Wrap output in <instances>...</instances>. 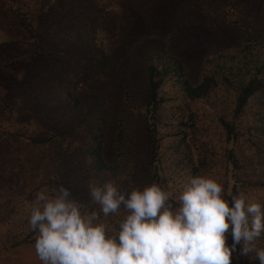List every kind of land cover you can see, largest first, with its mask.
I'll list each match as a JSON object with an SVG mask.
<instances>
[{
    "label": "trees",
    "instance_id": "obj_1",
    "mask_svg": "<svg viewBox=\"0 0 264 264\" xmlns=\"http://www.w3.org/2000/svg\"><path fill=\"white\" fill-rule=\"evenodd\" d=\"M34 8L30 17L14 16L11 23L17 37L9 35L15 41L7 45L21 44L23 51L12 61L17 74L8 66L1 72L13 78L2 88L25 125L10 131L11 111L0 121V157L13 163L10 146L54 149L53 167L63 188L51 197H57L62 211L87 200L86 180L112 168L109 150L136 144L131 160L143 168L124 183L143 191L144 203L138 208V240L123 251L119 264H145L157 229L178 208L163 148L167 138L177 136L166 132L176 128L175 122L185 126L190 105H199L220 151L218 172L209 180L214 193L208 197L220 235L208 264H264V199L258 202L256 194V202L249 194L264 192V0H36ZM115 15L125 23L118 35L111 27ZM188 26L216 29L220 37L218 47L196 66L185 62ZM129 97L136 114L119 124L122 115L110 117L107 102L126 103ZM62 111L78 112L77 125L60 119ZM174 149L179 163L187 156L193 164L184 138ZM53 182L59 188V178ZM19 184L21 199L12 204L4 247L65 240L70 231L63 235L59 214L47 209L52 189ZM109 202L94 199L91 207L103 216ZM110 220L101 224L110 226ZM42 231L48 239L33 237ZM90 238L101 237L93 233ZM130 239L121 242L130 245ZM102 240L108 246L102 258L108 262L112 239ZM88 250L84 243L68 264Z\"/></svg>",
    "mask_w": 264,
    "mask_h": 264
},
{
    "label": "rangeland",
    "instance_id": "obj_2",
    "mask_svg": "<svg viewBox=\"0 0 264 264\" xmlns=\"http://www.w3.org/2000/svg\"><path fill=\"white\" fill-rule=\"evenodd\" d=\"M35 5L36 0H0V121L11 111L13 117L7 125L10 131L25 123L16 118L14 108L16 105H11L9 93L5 94L2 88L13 78L9 75H1V72H6L5 69L8 66L10 69L14 68L17 74V64L12 61L20 57V51H23V48L21 44L13 48L7 45L8 41L9 43L15 41L9 35L17 37L14 31L15 26H11L12 19L14 16L18 19L30 17L34 13ZM124 24L122 17L113 16L111 19L112 32L118 35ZM183 34L189 35V37L185 36V62L192 66L198 65L204 55L220 44L216 29L207 27L197 29L188 26ZM99 80L103 81V78ZM9 89L11 92L14 91V88ZM123 102V100L107 102L110 117L122 115V121L119 124L136 114L131 97L128 102ZM189 108L191 118L187 124L179 128L178 122H175L176 128L166 134H175L174 136L177 137L167 138L163 144L164 150L168 149L164 157L167 164L164 166L166 175L168 179V175H172V180L169 179V187L172 189L170 194L178 202V208L163 226L157 229L147 248L145 264H208L219 239L220 231L213 220L216 209L213 201L208 198L210 191L214 193L209 180L210 177L214 178V174L218 172V165L215 164L218 163L220 155L219 141L213 133L214 130L208 128V120L205 119L208 116L198 109L199 105H190ZM71 112L62 111L59 114L60 119L64 118L72 126H76L81 117L78 112L73 114ZM179 138H184L190 145L193 164L187 163V156L183 157L180 163L178 162L179 156H176L174 146ZM210 140L215 144L214 149ZM9 149L12 152L13 163H10L4 156L0 157V264H68L72 253L80 250L84 243L88 244L89 250L77 256L74 264H119L123 251H129L138 240L139 222L137 219L140 218L138 208L144 203L143 191H137V186L129 182L124 183L126 179L133 176V173L137 172L138 168H143V163L137 166L135 161H132L130 152L136 151V144H131L126 148L122 147L119 150L112 149L111 152L109 150L111 160H113L112 168L106 172H100L97 178L94 177L96 175H92L86 180L85 195L88 197L84 201L86 203L81 202L77 205L79 208L72 205L62 211L59 209L58 201L55 200L57 197L54 199L51 197V193L60 196V189L63 188L62 178L58 176L53 167V164H56L54 149L42 147L31 151L14 146H10ZM24 161H28V164ZM185 163L191 166H185ZM175 164L177 168L173 169ZM56 177L59 178V188H56L53 182ZM20 181L24 185L32 184L34 188L38 186L42 189L48 187L52 189L47 191V195H49L48 200L53 199V204L47 209L51 211L54 209L53 213L59 214L55 217L57 222L61 223L60 228L63 235L65 231H70L65 240L54 241L51 245L24 244L18 248H11V244H7L4 247V236L13 211L12 204L19 203L21 199L18 192ZM135 184H138V180ZM249 192L250 195L254 194L250 197L253 201H263L264 192L253 193L252 189ZM94 199L98 202L100 199L110 201L109 207L102 213L103 216L96 209H92ZM104 219H111L110 226L101 224ZM116 222H121L123 228L111 227ZM93 233L101 238L96 241L92 240L90 235ZM105 235L112 239V243L109 244L112 253L108 262L103 261L102 258V253L108 247L102 240ZM130 236L131 244L124 246L121 240ZM33 237L48 239L44 231Z\"/></svg>",
    "mask_w": 264,
    "mask_h": 264
}]
</instances>
